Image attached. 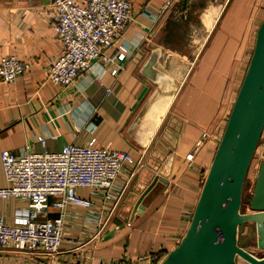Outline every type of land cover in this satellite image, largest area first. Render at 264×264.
<instances>
[{
    "label": "crops",
    "instance_id": "obj_1",
    "mask_svg": "<svg viewBox=\"0 0 264 264\" xmlns=\"http://www.w3.org/2000/svg\"><path fill=\"white\" fill-rule=\"evenodd\" d=\"M130 1L133 13L124 38L140 45L132 47L125 70L100 80L83 75L62 87L48 80L49 61L62 49L54 0H0V60L13 55L30 64L13 83L0 80V154L58 151L95 136L98 146L128 152L138 162L112 213L98 211L101 199L90 189L79 190L95 201V211L67 207L68 230L57 254L0 248V264H160L188 227L264 20V0ZM185 22L183 48L163 41L180 32L170 29L172 24ZM263 141L264 134L257 150L262 158ZM156 169L160 177L166 173L167 182L158 181L133 215L128 205L139 194L137 182L143 172ZM7 186L0 156V189ZM27 209L24 199H0L5 224H14ZM60 212L50 206L48 218ZM95 218L101 225L93 223ZM246 228L255 234L254 225Z\"/></svg>",
    "mask_w": 264,
    "mask_h": 264
},
{
    "label": "built area",
    "instance_id": "obj_2",
    "mask_svg": "<svg viewBox=\"0 0 264 264\" xmlns=\"http://www.w3.org/2000/svg\"><path fill=\"white\" fill-rule=\"evenodd\" d=\"M171 1L162 7V12ZM54 29L62 49L49 61L48 80L62 87L75 84L83 75L100 80L108 73L117 77L125 70L137 39L124 38L132 18L130 0H87L82 4L71 0H55ZM30 64L16 56L0 60V80L13 83L28 71ZM111 92V88L106 89ZM75 131L82 132L76 125ZM264 134V133H263ZM37 140L46 145L43 137ZM8 186L0 189V199L10 197L27 201V214L8 225L0 216V248L18 252H40L55 255L67 233L69 205L95 211V201L83 197L80 189H90L101 199L98 211L112 213L134 175L138 162L125 151L97 145L92 136L87 142L75 140L58 151H25L0 154ZM51 207L59 209L58 217L48 218ZM97 211V212H98ZM98 212V213H99ZM100 219L93 223L101 225ZM255 254L264 258V250Z\"/></svg>",
    "mask_w": 264,
    "mask_h": 264
},
{
    "label": "water",
    "instance_id": "obj_3",
    "mask_svg": "<svg viewBox=\"0 0 264 264\" xmlns=\"http://www.w3.org/2000/svg\"><path fill=\"white\" fill-rule=\"evenodd\" d=\"M149 63H155V59ZM263 133L264 20L256 30L245 73L188 227L160 264H237L240 259L248 264H264V258H258L239 244L240 234L252 224L256 248L264 250V160L258 164L251 193L244 200L246 181ZM147 166L152 167L150 163ZM145 172L137 185L139 194H134V202L129 207L133 215L144 208L142 200L158 181L167 182L166 173L160 177L152 171Z\"/></svg>",
    "mask_w": 264,
    "mask_h": 264
},
{
    "label": "rangeland",
    "instance_id": "obj_4",
    "mask_svg": "<svg viewBox=\"0 0 264 264\" xmlns=\"http://www.w3.org/2000/svg\"><path fill=\"white\" fill-rule=\"evenodd\" d=\"M187 24V25H186ZM184 26H189V23L188 22H185V25L182 23V24H172V27L170 29H174L173 31H180L178 33V35L175 36L174 35H169L168 37H164L165 40H170L171 43L172 42H175V45L177 48H183L185 46V44H187V37H186V32L189 31L185 28H183ZM184 34H183V33ZM171 43H166L167 45L171 44ZM250 58V56H249ZM246 70V69H245ZM245 73V71H244ZM244 75V74H243ZM243 78V76H242ZM242 80V79H241ZM5 83V82H4ZM241 83V82H240ZM240 86V85H239ZM239 88V87H238ZM262 142V139L260 141V143ZM264 142V141H263ZM264 160V158H262L261 156V153L257 152L254 159H253V162H252V165H251V168H250V171H249V174H248V178H247V181H246V185H245V189H244V200L250 195L251 193V189H252V186H253V182H254V179H255V175H256V170L258 168V164L260 163V161ZM136 170V169H135ZM157 170L155 173L153 174H157ZM136 174V171L134 172V175L131 179V183H132V180L134 178ZM146 180L149 181L150 180V177H146ZM138 183V182H137ZM133 199H135L133 197ZM132 199V200H133ZM132 200L130 201L132 203ZM130 203V204H131ZM118 205V204H117ZM130 207V205H128ZM128 207V208H129ZM244 210L247 209L246 206H243ZM239 244L242 246V247H249L251 249H255L256 248V237H255V234L252 232V230L250 228H246L244 232H242L240 234V237H239Z\"/></svg>",
    "mask_w": 264,
    "mask_h": 264
}]
</instances>
